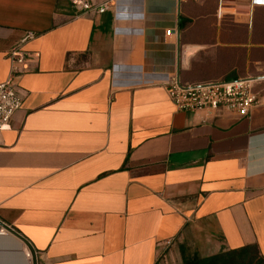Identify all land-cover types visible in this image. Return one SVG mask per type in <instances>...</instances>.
I'll return each instance as SVG.
<instances>
[{
  "label": "crops",
  "instance_id": "obj_1",
  "mask_svg": "<svg viewBox=\"0 0 264 264\" xmlns=\"http://www.w3.org/2000/svg\"><path fill=\"white\" fill-rule=\"evenodd\" d=\"M26 32L23 73L7 54ZM172 77L255 78L264 97V8L0 0V84L22 96L0 132V264H182L248 246L264 260V103L182 112Z\"/></svg>",
  "mask_w": 264,
  "mask_h": 264
},
{
  "label": "built area",
  "instance_id": "obj_2",
  "mask_svg": "<svg viewBox=\"0 0 264 264\" xmlns=\"http://www.w3.org/2000/svg\"><path fill=\"white\" fill-rule=\"evenodd\" d=\"M72 5L82 12H105L117 0H107L96 3L92 0H71ZM187 1V0H180ZM254 8H264V0H249ZM167 35H171L168 30ZM37 38L34 32H26L7 56L20 72L31 70L27 63L28 54L24 47ZM40 54L36 53L38 59ZM258 79L221 80L204 84H183L177 77H172L166 84L169 97L179 111L182 112H224L239 118H246L252 110L264 103L261 97L253 90ZM22 96L17 92L11 80L0 84V132L3 131L12 116L21 108ZM7 228H0V237L9 236ZM30 253V252H29ZM32 257V255H30Z\"/></svg>",
  "mask_w": 264,
  "mask_h": 264
},
{
  "label": "trees",
  "instance_id": "obj_3",
  "mask_svg": "<svg viewBox=\"0 0 264 264\" xmlns=\"http://www.w3.org/2000/svg\"><path fill=\"white\" fill-rule=\"evenodd\" d=\"M181 26H183V20ZM182 254L184 255V252ZM182 264H264V260L259 256L256 247L248 246L206 258L198 256L186 257L183 259Z\"/></svg>",
  "mask_w": 264,
  "mask_h": 264
},
{
  "label": "rangeland",
  "instance_id": "obj_4",
  "mask_svg": "<svg viewBox=\"0 0 264 264\" xmlns=\"http://www.w3.org/2000/svg\"><path fill=\"white\" fill-rule=\"evenodd\" d=\"M13 248L14 249H17L18 251H16V253L17 254H19V255H21V257H22V259L25 261V262H27V260L25 259V250L26 251H29L30 252V255H32V253H31V251L30 250H28L27 248H26V246L25 245H20V247H18V245H13ZM31 259V258H30Z\"/></svg>",
  "mask_w": 264,
  "mask_h": 264
}]
</instances>
